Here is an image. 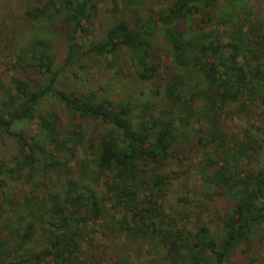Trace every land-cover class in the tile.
<instances>
[{
  "label": "trees",
  "instance_id": "16d2710c",
  "mask_svg": "<svg viewBox=\"0 0 264 264\" xmlns=\"http://www.w3.org/2000/svg\"><path fill=\"white\" fill-rule=\"evenodd\" d=\"M101 1L30 0L0 23L16 71L0 82V140L19 150L0 159V264H264V156L251 132L263 138L251 125H264V24L244 0H115V19L84 45ZM52 20L63 65L58 34L41 24ZM155 35L170 66L150 48ZM118 54L140 81H159L157 111L59 86L64 68ZM192 172L220 211L217 232L164 210Z\"/></svg>",
  "mask_w": 264,
  "mask_h": 264
},
{
  "label": "rangeland",
  "instance_id": "374dc122",
  "mask_svg": "<svg viewBox=\"0 0 264 264\" xmlns=\"http://www.w3.org/2000/svg\"><path fill=\"white\" fill-rule=\"evenodd\" d=\"M250 12H253L259 22L264 24V0H244ZM115 0H102L97 6V14L90 25H84L89 30V34L83 40L84 45L93 44L100 40L103 35L105 26L109 21L115 19L110 8ZM152 2V3H151ZM148 7L152 10H156L162 7V3L159 1L151 0ZM30 0H0V23L6 25L11 23L10 21L14 16L20 14L24 7L28 6ZM119 4V2L117 3ZM118 16V14H117ZM36 24H39L37 22ZM41 24L44 28L53 30L56 37H53L54 52L56 56V64H61L62 59L65 57L66 39H64L63 24L59 21L52 20V22L43 21ZM45 24V25H44ZM27 35V34H26ZM150 48L155 55L163 59V63L170 66L169 53L164 45L160 36H153L150 39ZM9 56L6 52L0 49V82L3 88H8V78L16 73L9 63ZM110 61L91 62V61H79L82 67L79 69L75 67H66L61 73L59 86L69 92H75L78 94L90 93L97 98H106L112 102L126 101L133 106V110L137 111L141 108L150 109L151 111H157L163 104L162 92L159 88L157 80L155 83L149 81H140L133 72L130 62L127 61L123 54H118L115 58L107 59ZM7 64V65H6ZM19 71V69H18ZM162 83V82H161ZM160 83V84H161ZM41 107L44 109L58 110L56 105L48 100ZM251 109L255 112L261 110L258 108V104H251ZM66 121L65 119L61 118ZM67 124V122H63ZM69 125V124H67ZM196 126L195 124L193 127ZM248 125H242L247 127ZM253 128L256 126L264 128V125L255 123L251 125ZM22 132L25 137L32 136L35 133V127L29 124H24ZM253 133L254 139L258 140V147L262 152L261 156H264V135L261 139L255 132ZM19 150L15 142L10 139L0 140V159L3 161L16 160ZM57 183V182H56ZM10 186V185H9ZM10 188V189H9ZM6 192L11 191V187L5 189ZM174 195L164 198L163 207L167 214L177 219V215H181L182 221L186 226H192L196 221H200L209 228L211 232H217L219 229L218 216L220 211L211 203L202 202L199 195L202 192L201 182L197 175L191 173L189 181L186 182V186L180 188L179 185L173 186ZM17 229V228H15ZM38 236V232L37 235ZM107 251H112V245L105 242ZM131 260V259H129ZM150 262V261H149ZM134 264H147L144 258H133Z\"/></svg>",
  "mask_w": 264,
  "mask_h": 264
}]
</instances>
